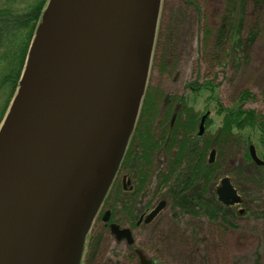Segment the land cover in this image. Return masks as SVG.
<instances>
[{"label": "water", "instance_id": "water-1", "mask_svg": "<svg viewBox=\"0 0 264 264\" xmlns=\"http://www.w3.org/2000/svg\"><path fill=\"white\" fill-rule=\"evenodd\" d=\"M160 3L47 0L0 123V264L80 263L137 120ZM248 154L264 165L253 145ZM214 158L212 149L208 164ZM215 194L223 206L242 203L228 177ZM164 207L158 202L136 225L149 224ZM108 228L116 241L133 245L130 229ZM134 254L138 264H152Z\"/></svg>", "mask_w": 264, "mask_h": 264}, {"label": "rangeland", "instance_id": "rangeland-1", "mask_svg": "<svg viewBox=\"0 0 264 264\" xmlns=\"http://www.w3.org/2000/svg\"><path fill=\"white\" fill-rule=\"evenodd\" d=\"M161 1L145 88V94L151 97L152 106L147 136L150 142L157 144V150L152 152L150 168L146 172L149 178L142 187L132 174L134 186H139L133 208L139 209V213L144 208L147 213L164 197L168 201L166 190L156 184L157 173L162 172L167 165L166 153L163 149L160 151V147L165 141L168 124L171 119L175 120V115L182 107L186 105L198 118L210 112L212 124L206 129V137L214 135L220 126L222 115L215 113L217 105L208 99V90L195 95L189 90L188 83L217 85L215 93L224 108H234L240 93L248 90L257 100L245 108L260 113L264 110V0H243L242 30L238 35L242 38L243 47L234 55L236 60L228 52L232 41L227 42L221 51L215 48L212 33L206 34L207 30L216 29L221 24L220 18L226 13L227 0ZM240 4L241 0L233 5L234 13L239 11ZM251 25H255L257 32H252L257 35L247 46L248 37L245 32L253 27ZM213 35L215 38V33ZM256 142L252 140L250 144L255 146L258 157L264 160L263 148L262 157ZM218 165L220 173L213 180L215 188L221 178L228 177L242 198L241 206L238 205L235 211L241 208L245 214H240L232 222L235 228H228L227 225L206 218L173 219L170 217L168 202L152 223L134 227L139 213L130 221L119 207L113 208L102 203L96 217L101 207L103 210H111L112 220L131 230L134 245L128 247L124 241L117 242L98 218L93 221L89 235L87 232L79 264H138L133 249L140 250L154 264H264V214L261 212L264 210V184L260 183L256 187L248 177L255 175V181H260L264 173H256L252 162L246 164L241 152L236 155L226 152V156L219 159ZM135 169L133 163L128 172L133 173ZM140 192H143L142 197ZM173 228L174 233L184 239L198 240L196 246L191 243L194 250L197 249L193 252V259L184 258V255L175 253L174 249L171 252L168 250L167 257L171 254L169 258L161 254L164 245L157 241Z\"/></svg>", "mask_w": 264, "mask_h": 264}, {"label": "trees", "instance_id": "trees-1", "mask_svg": "<svg viewBox=\"0 0 264 264\" xmlns=\"http://www.w3.org/2000/svg\"><path fill=\"white\" fill-rule=\"evenodd\" d=\"M46 2L47 0H0V122L18 87L25 58ZM236 3H239V0H227L226 13L220 18L219 27L206 31V34L212 33L214 46L221 51L227 42L232 41L228 52L233 57L243 47L242 38L238 35L242 30L244 1L241 0L239 11L234 13L233 5ZM252 31H256L255 25L245 32L248 37L247 46L254 41L257 35ZM213 33H215V38ZM236 59L237 57H234V60ZM188 84L189 90L195 95L202 90H208V99L217 105L215 113L222 115L220 126L214 135L206 137L205 133L212 124L211 118L208 117L205 121V133L198 136L197 128L200 117L198 118L188 110L184 103L185 107H182L175 115V120L171 119L167 126V135L160 147V151L164 150L166 153L167 165L165 171L162 172L167 173V176L159 173L156 177V184L166 190L171 218L190 217L196 220L206 218L209 221L227 225L228 228H235L232 222L239 214L235 211V207H225L217 201L213 180L220 173L218 162L222 156H226V152H232L233 155L241 152L244 162L251 164L247 148L252 140L258 141L256 146L263 157L264 110L260 113L254 109L245 108L246 105L257 100L256 96L248 90L240 93L234 108H224L215 93L217 91L215 89H218L217 85L212 83H206L207 86ZM151 112V97L144 92L135 127L118 169V171L125 170L129 173L128 171L135 163L136 178L140 187L149 178L146 172L150 168V160L154 154L152 152L157 150V144L150 142V137L147 136ZM211 149L215 150V160L209 165L206 155ZM252 167L256 169V173L260 174L261 171L264 173V167H257L253 163ZM248 177L256 187H259L260 183L264 184V174L260 181H255V175ZM133 201L134 199L128 192L125 193L122 190L120 182L115 181L114 178L103 204L113 208L119 207L121 213L132 221L139 213V209L133 208ZM261 212L264 214V210ZM174 231L175 228L170 229L157 241L164 245L163 250L160 251L161 254L167 257L168 250L171 252L174 249L175 253L184 255V258L193 259V254L197 249L194 250L191 243L196 246L197 239L194 238V241L184 239Z\"/></svg>", "mask_w": 264, "mask_h": 264}, {"label": "flooded vegetation", "instance_id": "flooded-vegetation-1", "mask_svg": "<svg viewBox=\"0 0 264 264\" xmlns=\"http://www.w3.org/2000/svg\"><path fill=\"white\" fill-rule=\"evenodd\" d=\"M208 117H210V112H208V116H207V118ZM206 118V119H207ZM206 119H205V121H206ZM204 131H205V122H204ZM205 133V132H204ZM255 147V146H254ZM256 150V149H255ZM256 154H257V152H256ZM258 156V155H257ZM259 158V157H258ZM260 159V158H259ZM262 160V159H261ZM263 162H264V160H262ZM214 163V162H213ZM212 163V164H213ZM253 163V162H252ZM254 164V163H253ZM257 166V165H256ZM257 167H264V165H262V166H257ZM161 174V175H166L167 176V173H164V172H158L157 173V175L158 174ZM135 175V176H137V171H136V169L135 170H133V173H131V172H129V173H127V172H125V170L123 171V170H119L118 171V173H117V175H116V177H115V181H117V180H119V182H120V185H121V188H122V190L126 193V192H128V194L130 195V197L131 198H133L134 199V201H135V199H136V194L138 193V186H134V184H133V181H132V179H133V175ZM157 175H156V177H157ZM230 182H231V184H232V186L235 188V190L237 191V193L239 194V191L237 190V188L234 186V184L232 183V181L230 180ZM140 197H142V194H143V192L141 193L140 192ZM240 195V194H239ZM242 199V198H241ZM160 201H165V207H164V209L166 208V206H167V202L169 201H167V199H165V197L164 198H162V199H160L158 202H160ZM158 202L149 210V211H151L157 204H158ZM144 206H146V205H144ZM239 206H241V205H239ZM238 206V207H239ZM232 207H235V208H237V206L236 205H234V206H232ZM144 208V207H143ZM239 210V209H238ZM110 212V216H109V220H108V222H103V220H102V218H103V216H104V214H105V212ZM139 211V210H138ZM146 211H147V209H143L142 211H141V213H139L138 215H137V219H136V221L134 222V227H139V226H142V225H144L143 224V222H141L138 226L136 225V223H137V221L139 220V218L141 217V216H145L147 213H146ZM244 212V211H243ZM239 214V213H238ZM240 215V214H239ZM242 215V214H241ZM157 217V216H156ZM98 218H100V220L102 221V224H103V227L104 228H107L108 229V227H109V225L111 224V223H115V224H117L116 222H114V221H112V212H111V210H103V207H101V209L99 210V212H98V214H97V217L95 218V220L94 221H96ZM135 218V217H134ZM152 223V222H151ZM150 224V223H149ZM117 225H119V224H117ZM148 225V224H147ZM120 226V225H119ZM120 228H124V227H122V226H120ZM109 230V229H108ZM125 242V241H124ZM153 263V262H152ZM154 264V263H153Z\"/></svg>", "mask_w": 264, "mask_h": 264}, {"label": "bare ground", "instance_id": "bare-ground-1", "mask_svg": "<svg viewBox=\"0 0 264 264\" xmlns=\"http://www.w3.org/2000/svg\"><path fill=\"white\" fill-rule=\"evenodd\" d=\"M26 65V64H25ZM24 68H25V66H24Z\"/></svg>", "mask_w": 264, "mask_h": 264}]
</instances>
